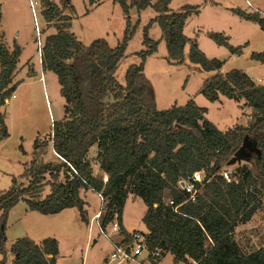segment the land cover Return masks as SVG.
<instances>
[{
  "label": "trees",
  "instance_id": "16d2710c",
  "mask_svg": "<svg viewBox=\"0 0 264 264\" xmlns=\"http://www.w3.org/2000/svg\"><path fill=\"white\" fill-rule=\"evenodd\" d=\"M97 1L88 0L89 5ZM112 2L119 5L125 19L122 39L114 48L104 39L84 45L75 38L69 30L75 14L70 0L60 4L42 1L40 14L55 33L44 39L41 67L56 76L64 99V117L53 123L49 137L59 162L33 159L12 179L10 189L0 192V264L6 263L5 230L12 208L24 202L30 211L42 215L76 208L87 226L85 201L80 196L83 190L99 194L105 202L102 229L108 228L117 213L124 243L131 241L122 227L124 205L129 196L139 198L146 208L141 221L148 250L169 254L174 264H264V246L245 254L233 238L235 229L251 220L264 198V84H256L241 70L221 74L224 63L207 58L196 40L184 35L185 22L198 13L196 7L185 5L171 13V0ZM148 7L157 15L143 29L145 50L137 53L141 61L126 70L121 85L115 72L133 35L130 10L139 13ZM231 11L264 31V16L259 12ZM152 23L161 30L158 41L148 37ZM207 37L231 55L242 53V47L232 46L223 34L210 32ZM161 41L168 64H183L188 45V60L213 73L198 94L211 103L220 97L244 101L251 109L250 122L221 132L206 120L207 110L193 101L157 110L144 65ZM20 51L15 45L9 53L0 33V142L9 137L3 110L20 85L13 82ZM250 58L264 64V53H252ZM244 145L242 165L225 178L226 163ZM92 147L97 174L87 159ZM38 148L35 139L33 149ZM195 172H203V181L195 200L190 201L179 183ZM46 187L49 192L43 197ZM9 252L11 264H55L58 244L53 238L36 244L23 237Z\"/></svg>",
  "mask_w": 264,
  "mask_h": 264
},
{
  "label": "rangeland",
  "instance_id": "374dc122",
  "mask_svg": "<svg viewBox=\"0 0 264 264\" xmlns=\"http://www.w3.org/2000/svg\"><path fill=\"white\" fill-rule=\"evenodd\" d=\"M42 1L0 0V17L3 21L0 33L2 34L3 30L5 34L4 45L9 53H13L16 45L13 40L17 35L16 43L21 47L17 70L13 77V82H20V85L11 99L7 100L3 110L9 137L0 142V192L8 191L12 179L17 178L33 159L41 160L43 163L59 162L52 151L49 137L53 123L64 117V99L60 96L56 76L43 71L41 67L39 48H42L48 35L55 33L54 28L47 25L40 14ZM52 1L61 3V0ZM70 1L75 8V14L69 30L78 41L89 45L94 40L104 39L111 48L121 41L125 19L118 4H113L112 0H98L93 5H89L88 0ZM156 1L152 0V3ZM246 1H249L251 6H248ZM185 5L196 7L198 13L192 14L186 20L184 35L195 39L207 58H215L224 63L220 70L221 74L232 70L246 73L253 67H257L254 68L256 77L262 72L264 74L261 63L250 58L252 53L263 52L264 31L231 11L233 7L246 12H259L264 16V6L254 3L253 0H171L168 9L171 13H177ZM156 15L151 7L139 13L134 8L130 10V21L134 26L133 35L115 72V79L121 85H124L126 70L140 63L141 59L137 53L145 50L142 44L143 29ZM210 32L223 34L232 46L242 47V53L231 55L224 47L216 45L207 37V33ZM148 37L153 41L160 40L161 30L157 23H152L149 27ZM188 53L187 45L184 49V63L168 64L165 59L166 48L161 41L156 52L146 58L144 74L149 81L156 109L162 111L174 104L183 106L188 101H193L196 106L207 110L206 120L219 130L226 131L235 124L244 123L246 117H249L247 119L249 123L251 114H246L248 112L243 108L246 107L245 104L224 97L211 103L198 94L204 81L213 73L205 72L199 65L191 63L188 60ZM258 67H261V70ZM30 69L33 71L32 74L29 72ZM261 79L264 81V77ZM35 139L39 145L37 150L33 149ZM95 153V147H92L87 159L93 163V172L97 174ZM240 163L242 165L243 162L239 161L232 167H226V170H233ZM64 180L62 175L60 181ZM48 192L49 189L46 187L43 197ZM80 193L84 195L86 211L92 216L98 210L99 199L90 190H83ZM145 209L139 198L129 196L124 205L122 222L132 230L143 231L144 225L141 220ZM54 230L55 236L49 238L55 239L58 244L55 264H102L112 252L113 242L122 237L112 234L110 227L107 228L109 237L101 234L96 223L88 231L81 222L76 208H69L64 215L57 216L54 220ZM18 232L19 229L13 228L6 235L5 264H11L13 256L9 249L18 240L14 239ZM233 238L245 254L255 252L264 246V198L251 220L235 229ZM155 264L174 262L172 257L166 254Z\"/></svg>",
  "mask_w": 264,
  "mask_h": 264
},
{
  "label": "built area",
  "instance_id": "2783aa9c",
  "mask_svg": "<svg viewBox=\"0 0 264 264\" xmlns=\"http://www.w3.org/2000/svg\"><path fill=\"white\" fill-rule=\"evenodd\" d=\"M39 56L41 54V48H39ZM231 173L230 170L224 172V177L228 178L227 175ZM107 181V177H103V182ZM203 181V172H195L192 177L187 181H182L183 186L179 187L189 195V200L194 201L196 197V193L199 190V184ZM98 199L100 201V207L98 211L93 215V220L96 222V226L101 234L106 235L109 237V233L107 229H102L100 227V221L103 216L105 210V202L103 198L97 194ZM172 202H170L171 204ZM113 220L109 224L110 232L117 236H120V224L118 222V215L114 213L112 216ZM131 241L129 243H124L123 238L117 242H113V250L107 256V258L102 262V264H129V263H136V264H155L157 263L162 255L159 250H153L150 252L147 248L146 238L144 233L141 232H132Z\"/></svg>",
  "mask_w": 264,
  "mask_h": 264
},
{
  "label": "crops",
  "instance_id": "0c3cea01",
  "mask_svg": "<svg viewBox=\"0 0 264 264\" xmlns=\"http://www.w3.org/2000/svg\"><path fill=\"white\" fill-rule=\"evenodd\" d=\"M254 3L259 4L260 6H264V0H253ZM248 6H251V3L249 1H246ZM233 8V7H231ZM252 12V11H251ZM2 17L0 20V31L2 29ZM2 41L4 43V38H5V34L3 33L2 30ZM4 35V36H3ZM16 39H17V35H15L13 43L17 45L16 43ZM163 42V41H162ZM20 50L21 47L19 45H17ZM264 53V49L263 52ZM40 58V56H39ZM261 67H264V64H261ZM261 67H258L259 70H261ZM257 67H253L251 70H247L246 74L256 83V84H264V81L261 79L264 77L263 72L261 74H258L259 76H255V69ZM30 79V78H29ZM221 98V97H220ZM219 98V99H220ZM242 103V105L245 104L244 101H240ZM247 110L248 115L251 114V109L248 107H243ZM247 119H249V117H246V120L244 123H241L239 125H243L246 126L248 124ZM236 125V124H235ZM215 126V125H214ZM234 126V125H233ZM232 126V127H233ZM216 127V126H215ZM231 127V128H232ZM230 129V128H229ZM219 130V129H218ZM221 132H225V130H220ZM96 152V149H95ZM94 195L98 198L97 194L94 193ZM80 196L83 198L84 195L80 193ZM134 198V197H133ZM132 201L134 202L135 199H132ZM100 207V201H99V206L98 209ZM67 209L59 212L58 214H54V215H42L38 212L35 211H30L27 208V205L23 202H19L14 208H12L9 212V216H8V220L6 223V230L5 233L7 235V233L13 228H17L20 230V232H18V234L16 236H14V239H19V238H23V237H28L30 238L33 242H35L36 244L40 243L43 239L49 238L51 236H55V230H54V220L57 216H62L66 213ZM98 211V210H97ZM96 211V212H97ZM95 212V213H96ZM93 213V215L95 214ZM145 213V212H144ZM79 215V214H78ZM87 215H88V219H89V224L88 226H86L88 228V231H90L91 227L94 226V224L96 223L92 218L93 215L90 216L88 214L87 211ZM144 215V214H143ZM13 224V225H12ZM122 227L128 232V233H132V232H143L145 233V227L143 231L140 230H136V229H130L128 228V226L122 222ZM119 241V237L118 240H115L114 242Z\"/></svg>",
  "mask_w": 264,
  "mask_h": 264
},
{
  "label": "water",
  "instance_id": "95a60500",
  "mask_svg": "<svg viewBox=\"0 0 264 264\" xmlns=\"http://www.w3.org/2000/svg\"><path fill=\"white\" fill-rule=\"evenodd\" d=\"M6 103H7V101H6ZM243 148H245V145L242 146L238 151L235 152V154L226 163V167H232V166L236 165L239 161H242L244 159ZM180 186L181 187L183 186V182H180Z\"/></svg>",
  "mask_w": 264,
  "mask_h": 264
}]
</instances>
